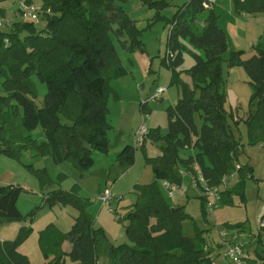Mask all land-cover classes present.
<instances>
[{"label": "trees", "instance_id": "trees-1", "mask_svg": "<svg viewBox=\"0 0 264 264\" xmlns=\"http://www.w3.org/2000/svg\"><path fill=\"white\" fill-rule=\"evenodd\" d=\"M41 1L39 18L46 22L42 29L26 20L9 21L8 28L0 31V156L18 158L22 149L30 148L34 156L49 154L56 164L69 161L82 173L93 167L94 153L109 152L108 100L115 96L110 83L128 73L118 48L128 55L145 52L141 30L115 4L126 0ZM143 1L158 3V7L165 4V0ZM203 3L210 7L205 9ZM211 5L208 0H188L169 19V85H176L179 93L176 103L166 108V133L160 135L159 128H150L145 140L160 144L162 153L149 156L145 142L139 146L153 180L135 185L136 201L127 207L125 217L119 218L126 222L125 234L134 245L102 247L104 235L94 227V217L88 212L92 200L81 196L75 183L69 190L58 187L43 197L46 205H70L78 214L67 232L49 225L41 235L39 243L47 258L42 264H95L102 255L109 264H214L205 247V229L197 228L185 205H171L160 187L161 180L180 186L183 172L196 173L194 163L209 187L221 185L222 178L235 171L243 144L228 122L232 113L224 108V66H240L246 73L252 88L244 120L248 145L264 142V45L256 46L247 59H241V51H236L224 60L226 33L218 26ZM232 6L238 14L264 13V0H232ZM203 12L207 15L197 31L193 23L199 22ZM182 41L196 51L188 69L191 84L175 71L186 49ZM35 80L46 90L41 105L36 104L39 90ZM139 106L149 112V104L140 101ZM196 114L201 127L195 122ZM36 129H40V139L32 134ZM137 149L133 144L123 146L116 161L132 165ZM184 150L191 155L185 156ZM236 171L242 180L252 176L248 165H240ZM41 181L44 186L54 183L42 176ZM24 191L19 185L0 186V222L22 219L17 201ZM232 192L236 191L221 193L218 204H230ZM199 198L201 215L210 222L206 199ZM186 220L193 222L194 237L183 233ZM244 224L235 223L230 229H242ZM27 235L28 230L22 227L15 239L0 242V264H31L18 250ZM65 240L71 244L68 253L62 250Z\"/></svg>", "mask_w": 264, "mask_h": 264}, {"label": "rangeland", "instance_id": "rangeland-1", "mask_svg": "<svg viewBox=\"0 0 264 264\" xmlns=\"http://www.w3.org/2000/svg\"><path fill=\"white\" fill-rule=\"evenodd\" d=\"M187 1L165 0V4L160 7L156 6L158 3L153 5L150 1L144 2L143 0L116 1L115 3L134 20L137 29L141 30L140 39L145 47V52L132 55V58L135 60L134 68L128 65L127 61L125 62L126 53L118 48L122 63L127 69L131 70V73L127 76L111 80L110 85L114 90H119L122 94H126L133 77H135L138 86L140 84L143 86L142 88H138L139 93H141V102L145 101L147 95L152 90L154 91L157 86L165 88L163 99L152 103L149 113L151 122H146V126L151 123L153 125L151 127L159 128L160 135H164L167 128V118L164 109L166 106L176 103L179 93L176 85H169L171 78V70L167 60L169 19ZM210 1L213 3L215 13L220 17V20H218L219 25L227 24L231 20L230 15L232 18H236V16L231 14L233 11L232 0ZM31 2L36 6H41L42 4L41 0H31ZM18 7V0H1V19L9 20L10 23L25 22L26 20L17 14ZM206 15V12L199 14V22L193 23L195 30L198 31L202 27V20L205 19ZM45 24L46 22L42 17L34 21V26L38 29H42ZM7 28L0 26V31H5ZM228 38L229 41L233 39L231 34H229ZM182 43L186 46V49L183 50V61L180 66L175 68V71L184 81L191 84L188 69L194 64L193 53L196 51L190 48L184 41ZM262 43H264V39H262ZM233 49L230 44V51ZM230 51L226 50L224 53L223 58L225 60L229 58ZM127 57H129L128 54ZM148 61H151L149 68L147 66ZM225 70L224 108L227 112L232 113L233 117L229 118L228 122L234 131L235 138L243 144L239 161L250 165L252 176L248 175L242 180L236 169L229 175L227 185L236 192L231 193L232 200L230 204H220L213 211L210 222L204 221L201 215L200 193L191 186L190 179L185 182V186L191 189L188 198L181 196L180 192L175 194L173 198H168L164 190L161 189L171 205H185L187 213L189 212L197 228L200 230L202 228L209 229L208 231H204V234L206 232L205 245L214 256L216 264H234L230 263L223 256L224 248H221L219 245V233L230 229V225H234L235 223H245L246 230L239 239L250 255L256 246L260 247L261 250L259 252L264 248V229L260 228L262 217H264V142L253 146L248 145L244 120L249 112L252 88L248 83L246 73L242 67L225 68ZM35 81L39 90V98L36 104L41 105L46 90L42 83L37 80ZM131 99L129 98V100ZM108 101L109 106V104L111 105L112 98ZM122 106H126V103H123ZM137 108L140 124L143 113L140 106ZM111 116V120L115 121L116 114L114 113ZM195 122L198 127H201V120L197 114L195 115ZM39 132L40 129H36L32 134L34 137L40 139ZM129 133L126 131L125 138H122V141L125 139L126 144L130 143ZM108 136L113 142L116 135L112 130H109ZM258 145L262 147H258ZM29 149H22V153L18 158L0 156V186L19 185L25 190L17 201V207L23 217L17 221L0 222V242L15 239L22 230V227H24V229L28 230V235L21 240L18 250L28 256L31 264L46 262L47 258L44 257L39 238L41 235L46 234L49 225L61 233L67 232L71 228L74 217L77 216L78 212L70 205H46L43 197L52 189L59 187L67 190L77 183L81 186L80 195L83 197L93 198L105 191H110L113 195L112 201L106 204H103L98 199H94L88 207V212L94 217V227L100 229L104 235L105 239L102 247L134 245L125 234L126 222L123 221L124 219L122 221L119 220V218H124L127 213V207L136 201L135 185L153 180L152 169L145 163L143 150L140 147L136 151L134 163L130 166L121 165L120 162L116 161V156L122 148L117 152L116 150L108 152L106 155L94 153L93 167L82 173L75 169L69 161L56 164L51 155L34 156L35 153ZM148 149L151 155L156 156L162 153L160 144L157 143L151 144ZM184 152L185 156L191 155L189 150H184ZM236 167H240L237 162ZM42 169H45V172L36 173L35 171ZM80 174L83 175V179L79 178ZM41 176L49 178L54 183L50 186H44V184H41ZM240 194L244 195L243 199L240 197ZM182 230L186 236H195V227L193 226V222L189 220L183 223ZM249 236L253 243L248 240ZM64 243L66 244V248L68 241L65 240ZM250 263L256 264L253 259ZM65 264L70 263L66 261ZM99 264H109L105 255L100 256Z\"/></svg>", "mask_w": 264, "mask_h": 264}, {"label": "crops", "instance_id": "crops-1", "mask_svg": "<svg viewBox=\"0 0 264 264\" xmlns=\"http://www.w3.org/2000/svg\"><path fill=\"white\" fill-rule=\"evenodd\" d=\"M208 1L211 2L210 0H208ZM211 4H213V3L211 2ZM211 7L213 8V5H211ZM213 10H214V8H213ZM231 11H232V9H231ZM231 14L233 16H236V18H232V16L230 15L231 20L229 22H227V24H223V25H219L218 20H220L219 19L220 17L218 14H216L218 16V19H217L218 26L221 29H223L226 33L227 50L230 51V44H231L232 48H234L232 51H230V54L232 52L241 51V59H247L248 57H250L254 53V48L256 46L264 45V43H262V39H264V13H260V14H256V15H250V14H246V13H239V14L233 13V11H232ZM202 24H203V22H202ZM229 34H231V36L233 38L231 41H229V38H228ZM136 53H139V52H134L133 54L129 55V57H127V54L125 55V62L127 61V64L130 66H133L134 68H135V66H134L135 60L132 58V55H135ZM140 61L143 62L144 60H140ZM150 64H151V61H148L147 62L148 68H149ZM236 67H240V66H236ZM225 68L226 67L224 66V70H225ZM229 69H231V68H229ZM126 70L128 73L125 76H127L128 74L131 73V70H129L127 68H126ZM136 80L137 79H135V77H133V80L131 81V83L129 85L128 93H126L127 95L122 94L119 90L116 91L112 88L115 91V96L112 95L111 97H109V100H110V98H112V102H111V105L109 104V106H108L109 107V114L107 116V120H108L109 125L111 126L110 130H112L116 136H115L114 141L112 142V140L110 139V137L108 136V133H107V137H108V141H109V152H112L115 150L117 152L118 150H120L122 148V146L127 145L125 139L122 141V138H125L124 136H125L126 131L130 132L128 134V136L130 138V143H128V144H130V145L132 144V134L134 133V131L136 130V128L138 127V124H139L138 108L137 107H139V103L141 101V97H140L141 93H139L138 88L143 87L142 84H140L138 86V83ZM152 92H154V91L152 90L150 92V94ZM150 94H148L147 97ZM129 98H132V99L129 100ZM162 99H163V96L159 101H161ZM236 100H238V99H236ZM123 103H126V106L123 107L122 106ZM152 103H154V102H151L149 104V109H148L149 112L148 113H150V111H151ZM168 106H166L164 109L165 115H166V108ZM114 113L116 114L115 121L111 120V117H112L111 115H114ZM131 120H132V123H131ZM149 121H150V115H149L148 122ZM128 124H129V126L127 127ZM151 126H153V125H151V123H149V125H148L149 129L154 128ZM151 144H154V143H151L149 140H147L145 142L144 149H145V152L149 156H155V155H151L149 152L148 147ZM258 147H262V146L258 145ZM143 152H144V150H143ZM237 163L241 166L242 165H248L250 167V165L247 163H241L239 161V156H238ZM234 165H235V168L237 169L236 163H234ZM185 175H187V176H185ZM79 178L83 179V175L80 174ZM182 179H183L182 183L179 186V188H180L179 192L181 193V196L188 198L189 197V191L191 189L188 186H185V182H186V180L190 179V176L188 175V173L183 172ZM189 181L191 183V179ZM149 182H151V181H146V182H141V183L146 184ZM79 187H80V192H81V186L79 185ZM228 189H231V188L228 186L227 190ZM67 190H69V189H67ZM97 196H95L93 198H96ZM93 198H90V199L92 200ZM92 201H94V200H92ZM176 205H182V204H176ZM202 229H205V231L209 230L207 228H202ZM240 230H243L242 234H243V232H245V230H246L245 224L242 227V229H240ZM258 236H260V235H258ZM204 237H206V232L204 234ZM248 240L251 241L250 236H249ZM258 240H260V238H258ZM65 245L66 244L63 242L62 243V250L64 252L68 253L71 249V244L68 242L66 248H65ZM250 245H252V244H250ZM259 250H261L260 247L256 246L255 249L253 250V253H251V257L254 261L264 259V248H262L261 252H259ZM210 256L212 257L214 264H216L215 258L211 252H210ZM258 264H261V262H259Z\"/></svg>", "mask_w": 264, "mask_h": 264}, {"label": "built area", "instance_id": "built-area-1", "mask_svg": "<svg viewBox=\"0 0 264 264\" xmlns=\"http://www.w3.org/2000/svg\"><path fill=\"white\" fill-rule=\"evenodd\" d=\"M18 10L17 14L21 15L27 21H35L39 18V15L42 11L40 6H36L34 4H27L24 0H18ZM203 7L205 9L209 8L210 5L207 3H203ZM9 20H2L0 18V26H8ZM168 59V52H167ZM165 92V88L157 87L154 92H152L145 101L141 103L145 106L150 104L151 102L158 101L162 98ZM143 115L141 117V123L138 125L136 130L132 135V141L134 146H141L149 132L148 126H146V122L149 120V113L146 111H142ZM196 173L188 174L191 179V186L200 193V196L206 199V213L207 217L210 219L212 217L213 211L219 206V200L221 197V193L227 190V182L229 179V175H225L222 178L221 185L217 187H209L202 175V172L198 168L197 164L194 163ZM233 173V172H232ZM231 173V174H232ZM160 186L166 193L168 198H173L175 194L179 193L180 188L176 184H172L167 180H161ZM101 201L103 204H106L113 199V195L110 191H105L104 193L98 195L96 198ZM260 228L264 229V218H262L260 223ZM242 235V231L240 229H226L219 233V245L221 248H224L223 256L230 263L234 264H251L252 257L250 253L245 248L244 244L240 241L239 237ZM258 264L259 262H264V259L254 261V263ZM95 264H99V259L96 260Z\"/></svg>", "mask_w": 264, "mask_h": 264}]
</instances>
